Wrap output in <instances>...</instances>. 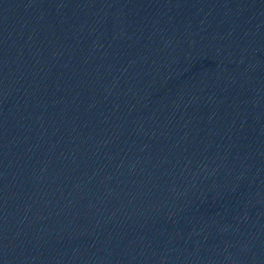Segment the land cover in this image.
<instances>
[{"label":"water","instance_id":"1","mask_svg":"<svg viewBox=\"0 0 264 264\" xmlns=\"http://www.w3.org/2000/svg\"><path fill=\"white\" fill-rule=\"evenodd\" d=\"M0 264H264V0H0Z\"/></svg>","mask_w":264,"mask_h":264}]
</instances>
